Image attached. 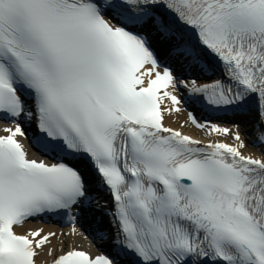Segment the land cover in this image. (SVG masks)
Returning <instances> with one entry per match:
<instances>
[{"label": "snow or ice", "instance_id": "snow-or-ice-1", "mask_svg": "<svg viewBox=\"0 0 264 264\" xmlns=\"http://www.w3.org/2000/svg\"><path fill=\"white\" fill-rule=\"evenodd\" d=\"M165 99L254 105L264 140V0H0V264H37L57 237L15 231L33 218L67 217L60 235L88 239L77 223L93 203L99 254L71 247L52 264H264V159L240 151L239 125V146L165 127ZM33 121L59 162L28 157Z\"/></svg>", "mask_w": 264, "mask_h": 264}, {"label": "bare ground", "instance_id": "bare-ground-1", "mask_svg": "<svg viewBox=\"0 0 264 264\" xmlns=\"http://www.w3.org/2000/svg\"><path fill=\"white\" fill-rule=\"evenodd\" d=\"M171 91V89H168ZM180 95V93H178ZM167 105L170 109H172V104L170 100L165 99L162 104V111L163 106ZM182 107L181 111H174L172 109L171 113L169 112H163V124L165 127H172L175 129H181L184 132H187L193 136L202 138V139H216L218 141H221L223 143H227L232 146H239V142L235 141L233 139V135L237 131V129H234L232 125H222V124H216L221 127H227L231 129V134H224L219 133L215 131L208 132L207 129L203 128H196L194 127L186 118V110L184 109L183 105L179 106ZM249 127H246L245 125L243 127H239V132L241 134V137L244 141V143L247 145L246 147L240 148V151L245 156H253L255 158L264 159V154L261 153L258 149H256L252 145V139H251V132L248 130ZM7 133L0 132V135H6ZM23 142V141H22ZM25 142V141H24ZM37 228L44 229L45 232H55L57 233V237L52 239L51 245H48L45 247L43 251H41V254L39 257H37V264H47L50 261H52L59 253H62L64 251L69 250L71 247H79L82 250L88 251L89 245L87 239H85L82 236L79 235H60L61 233H68L70 231L71 227H66L61 230L53 229L48 226L40 225L32 221H28L25 223L22 227H16L15 231L18 234H25L29 229L35 230ZM60 241H64L63 244L60 243ZM51 247L53 249V254L48 255L47 248Z\"/></svg>", "mask_w": 264, "mask_h": 264}]
</instances>
